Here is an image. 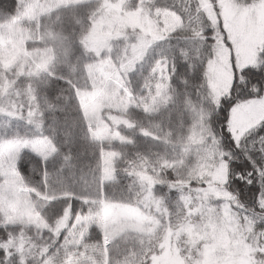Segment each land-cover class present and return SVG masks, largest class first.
Wrapping results in <instances>:
<instances>
[{"label": "rangeland", "instance_id": "1", "mask_svg": "<svg viewBox=\"0 0 264 264\" xmlns=\"http://www.w3.org/2000/svg\"><path fill=\"white\" fill-rule=\"evenodd\" d=\"M132 1L22 0L16 14H0V226L14 237L25 230L21 241L46 243L52 235L42 209L73 192L84 201L100 200L104 246L101 260L81 247L89 220L79 217L61 264H138L145 257L151 264H254V249L239 229L232 199L216 187L224 183L226 167L207 117L192 110L184 129L169 133L166 121L158 119L176 100L167 63L152 59L151 46L182 21L171 11L149 9L148 0ZM203 2L220 32L209 65V87L218 102L229 92L231 53L242 69L256 62L264 45V0L245 7L214 0V11ZM24 21L37 22L36 40ZM40 77L64 79L74 90L87 129L99 142L94 186L89 176L82 183L60 169L51 178L47 174L44 193L23 184L18 169L23 151L45 162L57 152L37 127ZM262 121L264 92L231 108L234 140ZM118 165L131 182L130 189L115 194ZM165 168L173 169L182 184L201 180L205 194L182 191L177 202L164 203ZM62 187L68 189L59 193Z\"/></svg>", "mask_w": 264, "mask_h": 264}, {"label": "trees", "instance_id": "2", "mask_svg": "<svg viewBox=\"0 0 264 264\" xmlns=\"http://www.w3.org/2000/svg\"><path fill=\"white\" fill-rule=\"evenodd\" d=\"M206 1L214 11V0ZM234 1L238 6L245 7L259 0ZM21 4L22 0H0V14L14 15L20 10ZM146 5L151 10L171 11L182 21L180 28L153 40L151 46L152 59L167 63L170 88L176 100L173 105L169 103L165 108V116L163 113L157 118L166 121L164 130L169 133L175 129H184L192 110H200L205 114L213 139L224 155L222 162L226 167V179L224 183L217 182L216 187L218 190L222 187L231 197L239 229L243 230L246 243L254 249V264H262L264 254L260 250L264 245V127L257 126L264 121L248 129L239 141H235L230 128V111L234 105L264 92V45L256 62L242 69L236 66L231 53L229 92L218 102H214L209 87V65L215 57L220 32L214 28L203 8V0H148ZM23 24L31 32V38L36 40L37 22L24 21ZM225 42L230 48L227 38ZM38 81L37 94H40L42 109L38 114L40 121L37 127L46 132L45 137L51 139L57 152L52 160L45 162L32 151H23L18 163L23 184L32 191L44 193L47 190V174L51 178L60 169L82 183L89 176L94 186L98 182L95 173L100 157L99 142L87 129L72 86L61 78L40 77ZM130 150L127 149L126 153ZM121 168L119 166L118 169L120 184L112 187V193L115 194L123 189H130L128 183L131 179ZM163 170L167 179V183L161 185V191L166 196L164 203L168 200L177 202L182 191L191 195L199 191L205 194L201 180L182 184L175 177L173 169ZM63 189L68 188L62 187L58 192ZM41 215L50 227L49 233L47 230L45 233L52 235L46 243L40 240L35 243L21 241L20 238L27 237L25 230L20 229L14 237L9 230L0 226V264H44L47 261L61 264L65 260L64 244L79 217L89 220V228L81 247L96 260H101L104 235L100 200L84 201L73 192L66 196L59 195L46 203ZM61 220L65 222L63 228L54 233ZM184 257L186 258L185 254ZM138 264H151V260L145 257Z\"/></svg>", "mask_w": 264, "mask_h": 264}, {"label": "snow or ice", "instance_id": "3", "mask_svg": "<svg viewBox=\"0 0 264 264\" xmlns=\"http://www.w3.org/2000/svg\"><path fill=\"white\" fill-rule=\"evenodd\" d=\"M223 98L221 99V103H223ZM219 110V109H218ZM257 127H264V122H262V124L258 125Z\"/></svg>", "mask_w": 264, "mask_h": 264}]
</instances>
